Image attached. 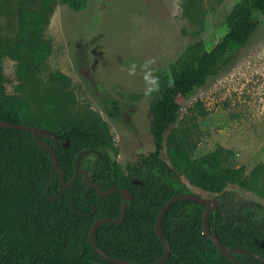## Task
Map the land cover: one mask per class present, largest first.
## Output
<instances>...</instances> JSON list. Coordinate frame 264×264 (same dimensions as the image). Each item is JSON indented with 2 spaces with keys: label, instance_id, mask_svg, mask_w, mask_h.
Returning a JSON list of instances; mask_svg holds the SVG:
<instances>
[{
  "label": "trees",
  "instance_id": "obj_1",
  "mask_svg": "<svg viewBox=\"0 0 264 264\" xmlns=\"http://www.w3.org/2000/svg\"><path fill=\"white\" fill-rule=\"evenodd\" d=\"M54 1L20 7L19 33L13 41L0 39V61L10 56L29 72L40 69L48 52L41 39L44 12ZM59 1L74 10L87 5L86 0ZM257 12H264V0H240L228 18L227 31L211 49L204 44L190 47L171 65L170 74L158 79L150 106L154 149L129 164L121 180L105 149L109 141L105 128L70 122L54 137L39 134L40 141L54 148L58 161L52 180L51 154L32 131L0 127V264H117L103 257L91 241L97 221L121 218V194H107L113 186L128 189L132 198L122 222H103L94 230L96 245L136 264L160 262L166 247L157 231L158 217L172 197L191 193L182 173L163 159L165 140L182 114L183 100L230 65L248 44L261 24ZM195 50L200 51L197 57ZM118 105L114 102L107 108L110 116L119 115ZM0 120L40 125L28 120L24 110L10 106L1 92ZM59 139L62 142L57 145ZM84 150H97L101 160L100 170L88 175L87 182L75 164ZM184 174L190 185L226 197L219 200V209L210 210L207 231L235 251L225 255L208 237L205 204L183 199L173 202L162 215V234L171 248L164 264H235L233 258L239 264H264L257 257L264 258V206L234 202L226 191L231 184H246L243 170L225 167L218 153H209L188 160ZM91 183H97L103 194Z\"/></svg>",
  "mask_w": 264,
  "mask_h": 264
},
{
  "label": "rangeland",
  "instance_id": "obj_2",
  "mask_svg": "<svg viewBox=\"0 0 264 264\" xmlns=\"http://www.w3.org/2000/svg\"><path fill=\"white\" fill-rule=\"evenodd\" d=\"M39 1L0 0V39L15 40L20 7L35 8ZM86 1L82 10L52 2L41 28L48 47L43 64L29 72L19 60L3 57L0 92L37 127L60 132L67 123L80 122L105 128V149L121 180L129 164L154 149L155 83L190 47L211 49L240 0ZM255 17L261 24L234 61L183 100L163 159L182 173L191 193L224 201L219 193L190 185L184 174L188 160L218 153L225 167L242 169L246 181L229 185L228 197L264 206V12ZM199 54L194 51V57ZM114 102L120 108L117 117L107 110ZM75 164L94 174L101 168L99 153L81 151Z\"/></svg>",
  "mask_w": 264,
  "mask_h": 264
},
{
  "label": "water",
  "instance_id": "obj_3",
  "mask_svg": "<svg viewBox=\"0 0 264 264\" xmlns=\"http://www.w3.org/2000/svg\"><path fill=\"white\" fill-rule=\"evenodd\" d=\"M0 127L31 130L33 135H34V137L36 138V141L39 144H41L43 147H46L49 150L50 154H51V158H52V162H53V168H52V180H53L55 172L57 170V163H58L54 148L51 147L48 143L40 141L38 136H39V134H44V135L49 136V137H54V132L51 129L46 128V127H37V126H34V125L13 123V122L3 121V120H0ZM68 144H69V141L67 140L65 142V146H67ZM79 171L83 172L85 174L84 179L87 182L88 174L85 171H83V170L79 169L78 172ZM77 173L75 174V176L77 175ZM91 186L97 187L100 190V193L103 194V192H101L100 186L97 183H91ZM112 191H118L121 194L122 198H123L121 218L119 220H116V221L111 220V219H101V220L97 221L96 224L94 225L93 229H92V232H91V241H92L95 249L103 257H105L109 261H111L113 263H117V264H136V263L130 262L128 260L121 259V258H118V257H114V256H111V255L105 253L95 243L94 230L103 222H113V223L122 222L124 217H125V210H126L127 201L132 198V195H131V193H130V191L128 189L121 188L119 186H113V187L110 188V190L107 192V194L112 192ZM183 199H190V200L205 204L206 211H205V217H204V224H205V232L207 233L208 237L215 243L216 247L220 251H222L225 255H228L229 252H234L235 249H232V248L224 245L223 243H221L219 241L217 236H215L212 233L207 231V216H208V214H209L211 209H219L220 201L218 199H216V198L206 197L204 195L197 194V193H185V194L176 195V196L172 197L169 201H167L166 204L164 205L159 217H158V220H157V231H158V233H159V235H160V237H161V239H162V241H163V243H164V245L166 247V252H165V255H164L163 259L160 262L156 263V264H164L169 259L170 255H171L170 245L165 240V238L163 237L162 230H161L162 215L169 208V206L173 202L178 201V200H183ZM257 257H259L261 259H264L260 255H257ZM232 260L234 261L235 264H239V262L236 259L233 258Z\"/></svg>",
  "mask_w": 264,
  "mask_h": 264
}]
</instances>
